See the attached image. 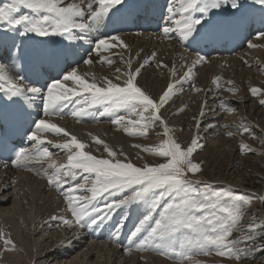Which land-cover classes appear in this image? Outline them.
Segmentation results:
<instances>
[{
	"label": "snow or ice",
	"instance_id": "obj_1",
	"mask_svg": "<svg viewBox=\"0 0 264 264\" xmlns=\"http://www.w3.org/2000/svg\"><path fill=\"white\" fill-rule=\"evenodd\" d=\"M145 7L147 6L142 7L133 0H79V3H66V0H10L6 6H0V97L3 98L0 100V139L6 135L7 123L16 121L20 116L30 115V105L37 98L41 102L38 107L43 117L66 114L65 109L76 97H81L82 100H75L76 107L70 110L74 118L88 116L89 109L98 104L105 105V111L109 105L130 110L128 116L135 115L139 119L129 121L132 127L124 128L128 135L145 136L149 129H162L164 138L154 147L145 146V151L163 158V163L145 161L141 166H136L127 158L121 159L122 152L117 153L103 139L94 137L95 144L103 146V151L108 153L107 158H102L93 155L91 151H84L85 143L64 127H59L46 118H39L34 122L26 137L30 142L43 143L46 137L42 134L47 132L71 137L55 143L47 140L55 148L70 153L66 165H49L55 170L51 173L44 172L43 175L47 177V186L54 188L56 194L62 197L73 218L59 215L50 219L59 220L67 227L98 226L105 220H111L117 210L126 208L133 202L149 201L146 214L139 219L128 236V246L121 245L126 253L131 254L135 247L142 252H158L161 256L180 261V264H185L186 261L205 264L194 257L213 253L217 257L240 261L257 247L264 249V243L258 246L255 244L258 239L255 233L264 229V224L258 225L252 221L243 237L233 239V230L244 214V207L251 203L252 195L238 193L231 185L217 189L209 181L192 179L201 172V162L194 161V153L203 148L200 144L199 127L206 114L204 109L207 101L201 106L200 119L193 117L197 134L187 144L179 141L177 130L169 125L167 118L163 116V109L177 91L183 92L185 81L197 93L203 90L195 86L193 72L207 62V56L202 54L205 48L220 42L229 30L243 28L249 23L250 12L245 10L243 0H185V3L179 5L174 0H167L160 35L164 38L176 36L182 44L195 50V56L190 62L187 56L181 57L184 62L181 68L186 70L179 80L175 79L178 69L173 64L170 70L172 79L159 94L151 93L139 80L142 70L153 64L157 69L169 68L168 64L158 60L155 51L145 56L142 62L139 59L140 53H136L138 66H134L131 56L125 59L121 55L124 69L122 71L121 68H116L114 79L105 77L102 82H89L78 74L77 68L71 67L64 71L62 79L50 77L49 83L38 86L43 65L47 64L55 70L64 55V49H73L72 55L79 56L80 52L75 49L89 44L92 46L91 51L95 50L102 63L111 64L113 58L103 56V50L119 47L123 51L130 49V46L118 30L114 29L109 34L102 29L126 23ZM248 9L259 10L261 28L254 31L258 39L264 41V0H250ZM37 37L45 39L37 40ZM54 37L59 39H50ZM49 40L51 47L47 44ZM29 42L30 48L26 47ZM248 47H264V43L249 41ZM82 61L90 65L94 63V58L89 56L87 59L82 58ZM245 63L248 61L245 60ZM52 70L44 68L43 72L50 75ZM69 82H74V86L69 88ZM219 82L220 77L217 76L214 80L216 88H219ZM227 84L230 85L227 91H238L233 81L229 80ZM212 90L215 89H209ZM249 92L252 96L260 97L259 104L264 106V88L251 87ZM82 103L85 106L82 107ZM5 105L11 109L10 112L4 111ZM220 106L225 111H233L226 100H220ZM178 111H183V107ZM112 122L119 125L126 123L125 117L120 115H116ZM208 127L220 126L209 124ZM230 127L232 125L228 123L223 125L226 135L234 138V133L228 130ZM238 130L244 134L252 133L250 125L241 126ZM18 131L21 136L24 135V129L20 128ZM0 147L3 145L0 144ZM239 149L255 152V149L244 142L239 144ZM30 151L19 148L14 153L15 158L10 159L11 164L15 168L35 170L36 164L33 161L50 156L47 147L35 155H31ZM36 174L42 173L37 171ZM90 178L91 187H87ZM84 191L91 194L74 195ZM125 191L130 194L118 199L117 195ZM259 199L264 200V196ZM158 209L159 218L155 219L154 226H150ZM127 219V214L121 217L110 239L120 242V233ZM0 240L3 241L4 251L17 250L9 234L0 231Z\"/></svg>",
	"mask_w": 264,
	"mask_h": 264
},
{
	"label": "bare ground",
	"instance_id": "obj_2",
	"mask_svg": "<svg viewBox=\"0 0 264 264\" xmlns=\"http://www.w3.org/2000/svg\"><path fill=\"white\" fill-rule=\"evenodd\" d=\"M0 2H6L4 3L6 6L8 4L7 2L10 3V0H0ZM68 2L79 3V0H66V3ZM133 2L139 3L142 7H147L144 8L142 13L130 17L124 24L110 25L107 29H102V31H106L109 34L114 29L118 30L119 34L130 46V49L122 51L119 47H116L111 50H103V56L113 58L111 64L106 62L102 63L97 57L95 50L93 49L91 51L92 46L89 44H84L82 48L78 47L75 49V51L80 52L79 56L72 55L73 49H64L63 52L66 53V57L61 64H58L56 69L65 67L66 70L75 67L77 68L78 74L89 80V82H102L105 77L114 79L116 68H121L123 71L124 66L122 63L119 67L115 66L114 63L121 55L125 59L131 56L134 66H138L136 64V53H140L139 59L142 62L145 56L155 51L158 60L168 64L169 68L157 69L155 64L151 67H146L142 70L143 74L139 77L140 84L146 86L151 93L159 94L161 89L172 79L170 70L173 64H175L178 69V78L176 76L175 79L179 80V77L183 75V71L186 70V68H181V64L184 63L181 57L187 56L188 62H190L195 56V50L188 47L186 44H182L176 36L164 38L160 35L159 29L164 15V9L167 6V0H133ZM174 2L179 5L180 3H185V0H174ZM243 3L245 10L250 12L251 19L249 23L243 28L229 30L225 33L220 42L214 44L210 48H205V52L202 54L207 56V62L198 66L193 72L195 86L203 89L199 94L200 96L198 97L195 95L190 98L189 94H181L180 92L181 96L176 97L177 93H175L168 105L163 109V116L167 118L169 125L173 126L177 132H179L180 129H186L192 125L193 127L191 129H193L194 135H196V121L193 117L200 119L199 113L201 106L207 101V107L204 109L206 114L203 116V122L199 127V136L201 139H204V141L200 139L202 144L208 143L207 140H213L215 137H218L225 145L230 141V138L223 136V132L217 127H208L209 124H220V122H218V120H220L219 114L214 113L215 110H217L216 102L221 100L224 95L233 94V92L227 91V88L230 87L227 81H233L234 86L238 90L239 88H245L244 86L251 80L255 81L258 86L264 85V70H262L264 69V47L253 49L248 47L249 41L257 44L264 43V41H260L258 37H253V34L256 35L254 29L261 28V14L259 10L248 9L250 0H243ZM24 11L26 12L27 10ZM225 15H227V13H225ZM249 32L252 33L251 38L247 36ZM36 39L40 40L45 38L37 37ZM50 39L58 40L59 38L54 37ZM51 40L47 41L50 47ZM234 45L239 46L235 49ZM26 47L30 48L31 42H29ZM240 54L241 56L243 54V56L240 57ZM89 56L94 58V63L90 65L84 64L82 58L87 59ZM245 60H247L248 63H245ZM66 61L69 64L71 63L69 67ZM257 65L260 67L258 68ZM107 66H109V68H107ZM16 71H19V69H16ZM217 76L220 77L219 88H216L214 85V80ZM189 85L190 84L185 81L183 88L185 90L191 89L187 87ZM73 86L74 82H69L68 87L71 88ZM209 89L215 90L209 91ZM243 90L246 91V89ZM209 95L212 96L208 97ZM217 97H219V99H216ZM77 99L82 100L81 97L74 98V102L65 109L66 114L62 116L51 114L48 117H43V114L40 112L39 118H46L49 122L55 123L59 127H64L67 132L71 135H75L79 140L85 143L86 147L84 151H91L93 155L102 156V158H107L108 153L103 151V146H97L95 144L94 137L103 139L105 143L117 153L122 152L123 156L120 157L121 159H124V157L128 159H141V155L151 153L145 151V146L150 147L145 141L146 139L154 141L156 139V134L155 136H150L151 134L149 135L148 133L145 136H130L124 131V128L132 127L131 123H125L124 127L118 128L117 124L112 122L116 115L125 116L130 110L125 109L124 111L123 108H115L109 105L107 106L108 110L105 111L106 106L98 104L89 109L88 116L74 118L71 116L70 110L76 107L75 100ZM195 101L199 102V104H194ZM40 103V100L37 98L32 105L38 107ZM188 103H193V105L190 104L188 107ZM213 105L216 107H213ZM81 106L83 107L85 105L82 103ZM181 107H183V111H178ZM243 108H245V106ZM101 113L104 114L101 115ZM249 116L252 115L249 114ZM128 117L129 116H127V118ZM132 117L129 119H132ZM138 119L139 117L135 116V119L132 120ZM101 129L106 130V133ZM202 133L205 135H202ZM42 135L46 137L43 143L31 142V144L26 145V150H31V155L42 152L44 147L49 149L50 156H44L41 157L39 161H33V163L36 164L35 170L15 168L12 164L7 165V167L0 164V196L2 195L0 199V208L1 206H6V209L15 210L14 214L8 215L7 218L0 219V231L9 234L14 240L17 248L16 251H10L8 254V251H5L6 254L0 252V255L4 254L6 258L14 264H16L14 262L15 260H21L23 264H33V262H35V264H110V260H112L111 264H160V261H156L158 259L156 254H154L156 258H154V256L150 257L149 260H152L151 262H145L144 259H146L147 256L144 257V252L137 250L135 247H133L135 248V252H131V254L128 253V256H124L123 253L126 252H121V245L127 247L128 243L122 240H119L120 242L117 243L115 240L110 239V235L112 234L111 228L116 226L113 220L115 215H112L111 222L107 227L99 226L103 225L108 220L99 223L98 226L89 225L81 227L78 225V231L74 234H81V236L82 234H87L89 238L96 241H92V243H88L87 241L86 246L79 240L82 239V237H77L78 239L76 241L68 245L66 241L74 236V234L70 235L65 229H60L59 232L53 233V235L49 234L50 237L58 234L59 238L64 240V246L57 249L56 247L58 246L54 245L53 247V241L50 242L49 238V240L46 241V234L50 233V228L45 227L44 224L51 222L53 224L57 222L50 219V217L64 215L66 218L73 219L71 218V210L66 208V204L62 201V197L56 194L55 189L47 186V177L43 175L44 172L51 173L55 170L49 167V165H55L56 167L66 165L68 163L67 156L70 153L55 148L53 145L48 144L47 140H52L55 143L57 140L62 142L64 139H70L71 137L64 136V134L57 135L51 132L43 133ZM129 140H131L130 143L128 142ZM133 143L141 147H136ZM156 145H158V143L154 146ZM37 171L42 174L37 175ZM202 176L204 177L205 174ZM91 179L92 178H90L87 187H91ZM79 182L82 183L83 181L79 180ZM221 182L231 183L230 181L226 182L225 178L221 179ZM90 194L91 193L87 191L74 193V195ZM20 195L21 199L19 197ZM16 200L20 201L22 208L16 207ZM21 209L26 211L22 213L23 210L21 211ZM124 210H128V208H124ZM128 219L132 222L135 217L128 216ZM27 220L28 223H26ZM2 223H4V225H2ZM125 227L126 225H124V228ZM124 230L125 229L121 230L120 237L124 234ZM112 241L113 243H111ZM2 244L3 241L0 240V251ZM116 244L120 246V249L115 247ZM102 260L104 261L103 263ZM162 260L165 261L164 259ZM88 261L91 262L88 263ZM172 264H180V261H174ZM189 264H191V262H189Z\"/></svg>",
	"mask_w": 264,
	"mask_h": 264
},
{
	"label": "rangeland",
	"instance_id": "obj_3",
	"mask_svg": "<svg viewBox=\"0 0 264 264\" xmlns=\"http://www.w3.org/2000/svg\"><path fill=\"white\" fill-rule=\"evenodd\" d=\"M4 3L6 2H2V3L0 2V6L1 5L5 6ZM249 36H251V33L249 34ZM253 37L256 38L257 35L253 34ZM242 56L240 54V57ZM114 63H115V66L119 67L122 62L119 58ZM107 68H109V66H107ZM255 84L258 88H264V85L258 86L257 83H255V81L251 80V81H248L247 84L244 86L245 88H243V89H246V91H244L242 88L241 89L239 88V90L237 91L238 93L235 92L231 95H224L222 97L221 100L228 101L233 111H225L220 106V100L217 102L215 101L217 104L216 105L217 107L213 105V107L215 106L217 108V110H215L216 108L214 109L215 110L214 113H218L220 116V120H218V122H220V124L218 123L220 127H217V128L220 129L221 132H223V136H227L226 132H224L225 130L223 128V125L226 123L231 124L232 127H230L228 130L234 133V138L227 136L228 138H230V141H228L226 145L225 143H223V141L221 142V140H219L218 137L213 138V140H207L208 143H205V144H202V142H200L201 145H203L202 150H198L196 153H194V161L201 162V172L199 175L193 176L192 179L209 181L212 183L213 188H217V189L223 186L231 185L232 188L236 190L238 193L245 194V195H252L251 203L244 207L243 209L244 214L241 217V220L237 223L236 228H234L233 230V234H232L233 239H235L238 236L243 237V235L248 230L247 229L248 224L252 221H255L258 225L264 224V200L259 199V197L264 196V143H261V141L264 140V106H261L259 104L260 97L252 96L249 92V89L251 87H256ZM187 87L191 89H188L189 90L188 91L187 89L185 90L183 88V92H181V94H186V95L189 94L190 98L194 97L195 95L198 97L200 96L199 95L200 92L197 93L190 85ZM176 93H177L176 97L181 96L180 91H177ZM182 96H185V95H182ZM211 96L212 95H209L208 97H211ZM197 101H198V98H197ZM197 101H195L196 103L194 102V104L198 105L199 102ZM212 101H213V98H212ZM190 104L193 105V103H188V107L190 106ZM244 106L246 109L243 108ZM249 114L252 116H249ZM127 116L128 114L124 116L126 117L125 118L126 123H130L129 121H131L132 119H135V115H133V117L131 116L132 119H129L130 117L127 118ZM249 125L252 127L251 134H244L241 130H238L241 128V126H249ZM124 126L125 124L121 126L117 124L118 128H122ZM192 127L193 126L191 125L190 127H187L186 129H182V131H179L176 133L179 137V141H183L185 144L190 142V139L193 136H195L193 129H191ZM102 131L106 133V130H102ZM147 133L149 135L151 134L150 136L152 135L155 136L156 134L155 136L156 139L154 141L150 139H146L145 141L150 147H154V145L157 143L159 144L160 140L164 138L162 136L161 128L149 129L147 130ZM157 133H161V134L158 136ZM202 135H205V134L202 133ZM201 141H204V139H201ZM128 142L130 143L131 140H129ZM241 142L247 143L251 148L255 149V152L241 151L239 149V144ZM140 158L141 159L139 158H136V159L127 158V159L135 163L136 166H141L142 163H144L145 161L149 163H163L164 162L163 158H159L155 156L154 153H147V154L141 155ZM204 174L205 176L203 177L202 175ZM223 178H225L226 182L230 181L231 183L221 182V179ZM128 194L130 193L125 191V193L123 194H118L117 198L118 199L122 198V195H128ZM1 197L2 195L0 196V199ZM19 197L21 199V195ZM19 200H16L17 201L16 207L22 208ZM148 203L149 201H143V202L136 201L126 207L128 208V210H124L123 208V209L117 210L116 213L113 214V216L114 215L116 216V219L118 222L120 221V218L124 216L125 214H127V216L135 217V219L132 222H130L129 219L125 221V225L128 226V229L126 233H124V235L119 238V240H122L123 242H126L129 244L128 236L130 232L134 230L135 226L138 224L139 219H141L142 216L146 214L145 210L148 207ZM14 211H15L14 209L9 210V209H6V206H1L0 219L7 218L8 215L14 214ZM21 211L23 213L26 210L21 209ZM159 211L160 209H158L157 213L154 214V218H153V221L150 222V226H154L155 219L159 218ZM54 221H57V222H54L53 224L52 222L48 224H44L45 227L50 228V233L46 234V238H47L46 241L50 239V242L53 241V247L54 245L55 246L57 245L58 247L56 248L59 249L60 247L65 245L64 240H61L58 234L54 235L53 236L54 238L52 236L51 238L50 235L51 234L53 235V233L59 232L60 229H65L67 233H70V235H73L75 232L78 231L77 229L78 225L67 227L64 224H62L59 220H54ZM26 223H28V220L26 221ZM2 225H4V223H2ZM77 237H82V239H79V240L82 241L85 244V246L87 245V241L88 243H92V241L96 242L95 240H92L91 238H89L87 234L85 235L82 234V236L81 234L79 235L74 234V236L70 237V239L66 241L67 244L68 245L72 244L73 241H76L78 239ZM111 243H113V241ZM260 244L261 243H258L256 245L258 246ZM115 247H117V249H120V246L118 244H116ZM240 247H243V245H240ZM121 249H122L121 252L123 253L124 250L122 247ZM134 249L135 248H132L131 252H135ZM0 252H4L6 254L7 251L5 252L2 247ZM143 252H144V257L147 256L146 259H144L145 262H148V261L151 262L152 260L150 261L149 259L150 257H153L154 254L158 256V259L156 261L158 262L160 261L159 262L160 264H168V263L170 264L172 261L173 262L178 261L176 259H169L164 256H161L158 252L157 253L154 251H143ZM252 252L253 251L249 252L246 258L240 261H237L234 258L217 257L215 256L214 253L208 256L198 255V256H195L194 259L202 260L205 262V264H264V249H260L258 247L257 251H255L256 253H260L257 259L251 258ZM8 253H10V251H8L7 254ZM123 254L124 256H128V253H123ZM5 258L6 256L4 254L0 255V264H14V263H11L8 260V258L6 259ZM154 258H156V256H154ZM162 259H164L166 262L163 261ZM103 260H102V263L104 262ZM14 262L16 264H23L21 263L22 262L21 260H15ZM90 262L91 261H88V263ZM111 263H112V260H110V264ZM90 264H93V263H90ZM185 264H189V262L186 261Z\"/></svg>",
	"mask_w": 264,
	"mask_h": 264
},
{
	"label": "trees",
	"instance_id": "obj_4",
	"mask_svg": "<svg viewBox=\"0 0 264 264\" xmlns=\"http://www.w3.org/2000/svg\"><path fill=\"white\" fill-rule=\"evenodd\" d=\"M255 236H257L258 237V239H256V241H255V244H258V243H264V229H261L260 231H257L256 233H255ZM257 249H258V247L256 248V250H254L253 252H252V256H251V258L252 259H257V257H259V255H260V253H256L255 251H257ZM251 252V251H250Z\"/></svg>",
	"mask_w": 264,
	"mask_h": 264
}]
</instances>
